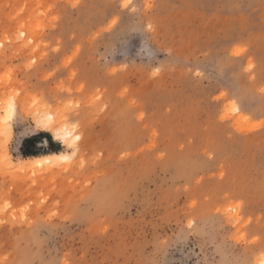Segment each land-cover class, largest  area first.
I'll return each mask as SVG.
<instances>
[{
    "label": "rangeland",
    "instance_id": "374dc122",
    "mask_svg": "<svg viewBox=\"0 0 264 264\" xmlns=\"http://www.w3.org/2000/svg\"><path fill=\"white\" fill-rule=\"evenodd\" d=\"M7 111L0 264H264V0H0Z\"/></svg>",
    "mask_w": 264,
    "mask_h": 264
},
{
    "label": "bare ground",
    "instance_id": "6f19581e",
    "mask_svg": "<svg viewBox=\"0 0 264 264\" xmlns=\"http://www.w3.org/2000/svg\"><path fill=\"white\" fill-rule=\"evenodd\" d=\"M47 108V107H46ZM12 111V110H11ZM9 112L7 116H1L0 117V128L1 129V133H0V137L5 136L4 140H8V138L11 135V125L9 123L10 120V114L12 112ZM10 115V116H9ZM38 117L35 118V122L36 125L41 128V129H51L54 130V136L59 138L61 140V142L63 141L66 145H71L70 142H72L73 138H74V134L72 132V129L69 128L67 125L65 124H61V121H59V117L52 111L48 110L44 112L43 109V114H38ZM1 141V139H0ZM4 141V142H6ZM3 142V141H2ZM5 144V143H3ZM3 146V145H2ZM5 153L4 156L6 158V161L10 164L13 163L11 157L9 156V154L6 151V148H4ZM67 155L65 153H51V154H46L43 156H33V157H26L23 158L20 163L22 165V168L28 169V168H32L38 165H42V164H48V163H53L55 162L58 158H63L66 157Z\"/></svg>",
    "mask_w": 264,
    "mask_h": 264
},
{
    "label": "snow or ice",
    "instance_id": "6c2138e0",
    "mask_svg": "<svg viewBox=\"0 0 264 264\" xmlns=\"http://www.w3.org/2000/svg\"><path fill=\"white\" fill-rule=\"evenodd\" d=\"M77 139H78V137H77Z\"/></svg>",
    "mask_w": 264,
    "mask_h": 264
}]
</instances>
